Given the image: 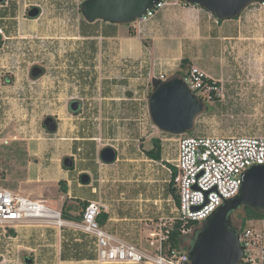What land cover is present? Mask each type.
<instances>
[{"label": "crops", "instance_id": "1", "mask_svg": "<svg viewBox=\"0 0 264 264\" xmlns=\"http://www.w3.org/2000/svg\"><path fill=\"white\" fill-rule=\"evenodd\" d=\"M164 1L167 4L152 20L136 27L133 23L126 27L125 24L103 19L94 22L83 20L87 24L83 22L82 26L93 34L89 37L81 33L80 37L91 38L93 43L91 50L89 46L83 45L79 52H91L95 67L100 69L99 76L92 82L99 95V98L93 95L92 99L100 101L93 102L90 126L79 124L76 130L70 127L61 134L58 129L60 142H50L51 146L56 145L65 152L64 158H73L74 166L66 168L62 164L54 174L51 166L41 170L42 177L51 189L44 198L61 211L72 216L81 215V219H65L68 223L63 227L18 225L9 228L7 236H0V264H17L21 251L35 252L36 257H31L33 264H150L143 260L124 263L100 260L97 239L78 228L83 210L92 200L103 204L99 218V221L103 219L100 223L103 229L115 239L135 245L142 253L145 251L156 255L154 233L161 225L170 224L174 208H171L170 215L165 216L161 206L153 209L146 203L149 198L153 199L151 196L147 198L146 166L149 161L157 164L165 161L163 144L162 159H152L143 148L149 149L153 144L146 146L143 137L134 141L127 137L120 139V129L127 133L143 132L146 107L149 110L148 90L152 80L161 72L173 76L183 58H189L192 65L203 66L200 53L202 46L206 51L216 34L222 39L232 38L233 35L242 38L244 21L255 15L253 6L264 9L261 2H255L248 5L238 18L217 23L215 15L202 6L185 5L179 0ZM23 16L9 8L8 13H3L0 18L9 21L7 24L3 22V27L10 29L18 25L20 20H31L29 16ZM231 26L236 27L235 34L228 32ZM139 64L143 65L142 77L138 72ZM86 132H90V135ZM129 133L128 137L131 136ZM110 134L113 137H109ZM68 139L72 141L63 142ZM106 139L111 142L104 143ZM103 144H110L106 146L116 150L114 162L105 163L101 160L100 151L105 147ZM84 174L89 177L88 182L83 181ZM55 186L62 188L57 190L53 188ZM157 201L159 199L154 198V203ZM150 221L156 224L155 229L150 228ZM36 231H43V237L35 235ZM144 236L148 237L145 243ZM39 240L42 244H37ZM25 258L27 260L29 256Z\"/></svg>", "mask_w": 264, "mask_h": 264}, {"label": "rangeland", "instance_id": "2", "mask_svg": "<svg viewBox=\"0 0 264 264\" xmlns=\"http://www.w3.org/2000/svg\"><path fill=\"white\" fill-rule=\"evenodd\" d=\"M8 1L6 7L0 4V16L3 13L7 14L8 9L11 8L20 15H24L23 17H28L29 8L34 6L41 9V15L36 19L20 20V23L14 21L18 25L10 28H22L25 30L22 34H29V39L17 37L11 40L13 43L9 44L33 46L32 51L35 54L34 58L30 59V63L19 62L22 61L23 54H21L22 57L15 58L16 60L0 59V89L1 85L5 86L1 84L2 75L5 74L1 72L2 70L10 67L18 73L16 84L8 86L9 91L4 94L10 95L9 99L5 100L4 105L0 101V184L25 196L44 197L51 189L42 177L41 170L51 166L54 174L56 168L64 164L65 152L56 145H50L52 140L60 142V135L48 132L43 127L42 120L48 114L58 117L60 134L70 127L76 130L79 124L90 126L93 118V102L100 101V99H92L93 95L99 98L92 82L99 76L100 69L95 67L91 52L86 50L79 52L83 45L89 46L91 50L93 43L91 38L80 37L81 33L89 37L93 34L91 30H86L82 26L83 22L87 24L80 9L84 0ZM254 6L255 15L244 21L245 30L242 38L233 35L232 38L222 39L216 34L206 51L203 46L201 47V62L205 67L204 65H197V67L220 85L216 97L203 100L205 110L197 115L193 130L187 134L264 136V9ZM3 22L7 24L9 21L0 19V28L4 26ZM125 26L127 27V24ZM235 28V26L229 27L228 32L235 34ZM17 40H20V43L17 44ZM7 50L9 52L10 49ZM20 52L27 53L26 49H21ZM33 61L43 65L46 73L34 83L24 84L25 72ZM3 65L8 67L3 68ZM192 66L194 65L186 66L183 71L187 72ZM136 75L133 74V76ZM152 91L153 89L150 88L148 93L151 95ZM18 93L21 95L19 96ZM73 98L80 100L82 104V108L77 113L72 112L69 107ZM143 124V132L142 130L136 133L128 132L131 135L128 137L127 131L120 129L118 137L120 139L127 137L131 141L143 137L146 146L152 144L153 138H161L165 161L158 164L152 161L147 162V198L151 196L153 199L149 198L146 203L153 206V209L161 206L164 215H170L175 198L170 192V176L167 170V164L170 163L167 160L177 158L179 138L186 133L171 134L159 129L153 123L148 107H146V117H143ZM87 134L90 135V132ZM15 137L17 140H26L28 144H1L4 138L13 140ZM109 137L113 135L110 134ZM71 141L68 139L63 142ZM103 142L110 143L111 140L106 139ZM106 145L110 144H103V146ZM143 151H145L144 148ZM151 163L153 165H150ZM53 188L61 190L62 187ZM154 198L159 201L154 203ZM242 214V207L232 213V220L236 225H239ZM173 215L174 212L170 216ZM149 223L150 228H156V224L152 221ZM199 223L191 233L186 235L181 250L189 248L195 236V230L202 226V223ZM45 226L47 227V225L38 224L36 228ZM143 226L146 225L143 223ZM256 226L264 232V220L256 223ZM34 234L43 237V231H36ZM147 238L144 236V243L147 242ZM37 244H42V241L39 240ZM26 256L36 257L34 251L28 253L21 251L17 264H27L24 260ZM259 264H264V261H260Z\"/></svg>", "mask_w": 264, "mask_h": 264}, {"label": "built area", "instance_id": "3", "mask_svg": "<svg viewBox=\"0 0 264 264\" xmlns=\"http://www.w3.org/2000/svg\"><path fill=\"white\" fill-rule=\"evenodd\" d=\"M189 5L187 0H179ZM167 4L160 0L156 5L136 19L133 25L152 20ZM264 6V2H261ZM199 6V5H194ZM217 23L220 22L216 16ZM138 72L143 76V65ZM183 77V76H182ZM170 76L161 72L157 79L165 81ZM187 85L199 97L213 98L219 82L197 66H192L183 77ZM210 78V80H207ZM218 93V92H217ZM167 170L170 182L174 180L180 203L174 199V215L170 224H163L154 233L157 246L156 255L143 253L133 244L115 239L102 228L99 218L103 211L100 201H90L82 213L78 228L97 239L99 258L102 262H139L150 264H191L188 249H165L174 223L182 222L183 235L191 233L195 226L187 224L203 222L214 213L226 199L236 196L241 189L244 172L253 165L264 164V136L246 135H189L179 138V151L175 159H168ZM172 165V166H171ZM173 166L177 168L174 176ZM262 220L249 221L243 229H238L244 256L239 264H259L264 261V232L256 226ZM68 222L62 211L54 207L49 199L32 198L0 184V236H7L9 228L18 225H47L63 227ZM196 232V230H195ZM26 264V263H22Z\"/></svg>", "mask_w": 264, "mask_h": 264}, {"label": "water", "instance_id": "4", "mask_svg": "<svg viewBox=\"0 0 264 264\" xmlns=\"http://www.w3.org/2000/svg\"><path fill=\"white\" fill-rule=\"evenodd\" d=\"M6 0H0V4ZM160 0H84L81 13L89 22L103 19L119 24H130L143 16L148 9ZM255 2L264 0H187L190 5H199L225 20L240 16L243 10ZM41 9L37 6L28 10V15L37 17ZM35 72V75H39ZM73 112L79 111L80 102L75 100L70 105ZM205 103L192 91L181 75H173L153 89L149 99V111L153 123L162 131L171 134H183L193 130L195 119L205 110ZM55 128L51 129L54 130ZM100 158L105 163H112L117 158L112 146H105L100 151ZM64 166L72 168L74 160L65 157ZM84 182L89 177L82 176ZM264 212V164L248 168L243 175L240 192L225 202L198 229L188 255L191 264H239L244 256L240 242L238 226L232 220V213L243 206ZM31 263V259L26 260Z\"/></svg>", "mask_w": 264, "mask_h": 264}, {"label": "flooded vegetation", "instance_id": "5", "mask_svg": "<svg viewBox=\"0 0 264 264\" xmlns=\"http://www.w3.org/2000/svg\"><path fill=\"white\" fill-rule=\"evenodd\" d=\"M8 2V0H6L5 2L1 3L2 6H5V4ZM41 15L40 14L37 16L39 17ZM31 19H36L37 17H31L29 16ZM1 19V18H0ZM11 33H15L16 35H13ZM28 38L29 39V34L24 35L22 34V31L19 29H9V28H4L1 27L0 28V54H2L0 56V59H15V58H20L22 57L21 54H23V58L22 61L19 62H29L30 63V59L34 58V51H32L34 48L33 46L29 45V46H14V44H9V43H13V41H11L12 39L15 38ZM35 37V36H33ZM28 42H30V40H28ZM20 43V40H17V44ZM7 49H10L9 52ZM21 49H26L27 53H21L20 50ZM6 56L8 54H10V56ZM5 56V57H4ZM16 60V59H15ZM4 67H8L7 66H2ZM19 68V67H18ZM39 75H35V72H39ZM1 72H5V74L2 75L1 78V84H4L5 86L1 85V89H0V101H2L3 105L5 104V100L9 99L8 95H4L6 94L9 89L8 86L14 85L16 84L17 80H18V73L15 70H11L10 67L7 68V70H2ZM26 73V78H23V83L24 84H28L30 85L31 83H34L36 79L42 77L45 73H46V68L38 63H35V61H33L31 63V65L27 68ZM218 86L220 85L219 83L217 84ZM18 95L20 96L21 94L18 93ZM215 95H217V92H215ZM31 99V98H29ZM26 100V99H25ZM75 100H78L76 98H73L69 104V107L71 105V103ZM80 102V109L82 108V104L81 101L78 100ZM33 104V103H31ZM71 108V107H70ZM79 109V110H80ZM71 110V109H70ZM42 125L43 127L48 131V132H52V133H57L58 129H59V121H58V117L56 116H51V114H48L46 116H44L43 120H42ZM55 128L54 130H51ZM1 144H28V142L26 140H17V137L13 138V140L10 139H5L3 140V142H1ZM73 159V158H72Z\"/></svg>", "mask_w": 264, "mask_h": 264}, {"label": "trees", "instance_id": "6", "mask_svg": "<svg viewBox=\"0 0 264 264\" xmlns=\"http://www.w3.org/2000/svg\"><path fill=\"white\" fill-rule=\"evenodd\" d=\"M220 21H223V20L220 19ZM186 66H191V60L189 58H183L182 59L180 69L178 71H176L173 75H181L183 77L186 76L188 71H189V70L187 72L183 71V69ZM207 80H210V78H207ZM161 82H162L161 80L154 78L151 82V88L152 89L156 88ZM212 93H213L212 94L213 97L214 96L216 97L215 92L213 91ZM200 99L204 100L205 98L200 96ZM77 112L78 111H76L74 113H77ZM152 144H153V146L149 149H145V152L147 153V155L150 158L156 159V160H161L162 159V151H163L161 138H153ZM64 167H66V166H64ZM173 170H174V176H176L177 168L173 166ZM170 192H171L172 196L175 198L177 204H179L180 203V197L178 194V190L175 187L174 180H172V182H170ZM242 209H243V214L241 215V221H240L239 225H237L239 230L245 228L248 225L249 221L264 220V212L263 211L253 209L247 205L243 206ZM62 217L64 219H81V215L72 216L69 213H67L66 211H62ZM102 220L103 219H100V223L103 222ZM199 224L200 223L198 221H194V222L187 224V226L188 227L189 226H198ZM181 229H182V222L177 221L176 223H174V228L170 231L169 240L164 243L165 249L168 250V248H170V249L181 250L182 243L186 237V235L182 234ZM197 231H198V229L196 230L195 235H196ZM194 240H195V236H194L190 246L193 244ZM29 259H31L32 262L27 263V264H33V259L31 257H29Z\"/></svg>", "mask_w": 264, "mask_h": 264}]
</instances>
